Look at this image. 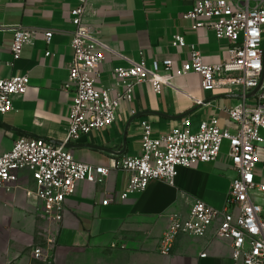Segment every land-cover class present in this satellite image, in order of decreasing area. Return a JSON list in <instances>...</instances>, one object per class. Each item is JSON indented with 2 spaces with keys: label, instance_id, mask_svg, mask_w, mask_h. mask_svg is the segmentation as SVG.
I'll list each match as a JSON object with an SVG mask.
<instances>
[{
  "label": "crops",
  "instance_id": "crops-1",
  "mask_svg": "<svg viewBox=\"0 0 264 264\" xmlns=\"http://www.w3.org/2000/svg\"><path fill=\"white\" fill-rule=\"evenodd\" d=\"M195 1L89 0L85 21L96 27L95 40L106 55L97 85L110 88L113 94L121 92L114 70L142 59L149 67L154 59H173L175 71L188 59V46L180 49L173 45L175 35L196 45L207 63L228 59V40L218 39L210 28L194 29V21L184 17ZM77 5V0H0V78L30 77L27 92L15 99L14 109L0 113V155L20 138L56 142L66 138L75 93L62 85L73 60L72 10ZM15 24L53 30L51 44L39 33L14 60V33L2 27ZM172 84L175 88L164 86L157 93L150 82L138 83L133 98L122 102L112 125L80 136L68 148L80 162L111 167L122 157L141 154L144 121L151 123L155 138L170 133L186 118L192 130L213 117L220 127L229 126L227 109L243 101L242 95L229 87L205 90L198 74L175 76ZM255 100L248 95L245 102L254 104ZM228 152L226 140L216 161L180 168L175 185L153 180L143 192L131 193L126 199L121 194L128 175L112 167L104 183L76 184L66 200L63 219L57 223L47 220L41 203L27 195L35 184L28 172H22L19 188L12 193L0 191V227L8 230L4 223L8 216H41L49 225L48 238H56V258L46 263L19 252L13 261L3 257L0 264H234L231 240L214 237L216 226L203 237L180 234L170 254L161 252L170 215L187 217L197 198L217 208L226 206L236 176ZM260 156L263 160V149ZM255 174L256 180L264 183L262 162ZM203 252L207 253L204 258L200 256Z\"/></svg>",
  "mask_w": 264,
  "mask_h": 264
},
{
  "label": "built area",
  "instance_id": "built-area-1",
  "mask_svg": "<svg viewBox=\"0 0 264 264\" xmlns=\"http://www.w3.org/2000/svg\"><path fill=\"white\" fill-rule=\"evenodd\" d=\"M72 10L75 27L71 42L73 60L64 90H73L66 138L61 142L45 138H20L11 150L0 155V191L14 192L19 188L22 172H28L35 189L27 195L42 205L47 220L63 219L66 200L80 181L104 183L111 168L124 170L128 181L122 199L131 193L143 192L153 180L175 185L180 168H192L199 163L216 161L224 141L229 142V155L236 176L233 178L226 206L214 207L195 199L187 217L169 216V227L162 238L161 252L170 254L180 234L206 236L214 226V237L231 240L234 264H264V183L256 180L255 169L264 150V0H196L185 18L194 21V29H213L218 39L230 43L225 61L207 63L196 45H188L181 35L174 36L177 48L188 46V59L174 71L173 59H154L149 67L145 59L114 70L115 84L121 92L97 85L105 50L95 40L97 29L85 21L89 0H77ZM252 2L254 3L253 5ZM14 33L12 54L20 58L26 45L42 33L46 43L52 42L53 30L42 31L24 24L3 26ZM51 52L47 51L46 56ZM198 74L205 90L225 86L239 92L243 101L227 109L229 126L220 127L217 118L202 121L197 130L190 120L168 134L153 137L149 121L142 123V152L138 156L122 157L113 166H96L78 161L68 148L82 135L112 125L125 100L133 98L135 87L150 82L157 93L164 86L173 87L175 76ZM28 74L0 78V113L14 109L16 98L27 92ZM255 97L247 104L246 97ZM108 204L109 200H104ZM56 238L49 236L44 247L34 249V257L46 263L55 258ZM206 257L207 253L200 254Z\"/></svg>",
  "mask_w": 264,
  "mask_h": 264
},
{
  "label": "rangeland",
  "instance_id": "rangeland-1",
  "mask_svg": "<svg viewBox=\"0 0 264 264\" xmlns=\"http://www.w3.org/2000/svg\"><path fill=\"white\" fill-rule=\"evenodd\" d=\"M258 198L263 202L262 196ZM4 223L8 230L0 227V262L3 257L13 261L19 252L22 256L29 255L38 260L33 251L47 244L49 234V225L45 219L38 215L26 214L18 218L8 216Z\"/></svg>",
  "mask_w": 264,
  "mask_h": 264
}]
</instances>
